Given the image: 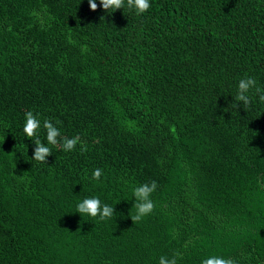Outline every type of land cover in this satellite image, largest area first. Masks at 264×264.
<instances>
[{
    "label": "trees",
    "instance_id": "obj_1",
    "mask_svg": "<svg viewBox=\"0 0 264 264\" xmlns=\"http://www.w3.org/2000/svg\"><path fill=\"white\" fill-rule=\"evenodd\" d=\"M96 3L0 0V264H264V0ZM44 120L75 149L49 145ZM152 181L155 208L133 222ZM89 197L114 216H81Z\"/></svg>",
    "mask_w": 264,
    "mask_h": 264
},
{
    "label": "clouds",
    "instance_id": "obj_2",
    "mask_svg": "<svg viewBox=\"0 0 264 264\" xmlns=\"http://www.w3.org/2000/svg\"><path fill=\"white\" fill-rule=\"evenodd\" d=\"M89 8L91 11H96L98 4L96 0H88ZM100 6L107 11L109 9L116 11L125 7V0H100ZM128 9H134L136 13L143 14L151 8L150 0H127ZM256 86L254 78L248 77L241 79L238 83V93L235 96V100L243 102L245 106H248L251 102V98L248 95L249 91ZM257 93L260 92L259 88H256ZM261 101H264V94L259 96ZM43 128L46 130V140L49 145L61 148L63 151H72L75 149L79 142V136L68 138L62 136L60 130L50 121L44 120ZM41 130V121L37 118L32 111L25 113V123L23 132L27 138H30L35 148L32 158L41 163H47V159L52 155L50 147L45 146L39 138V132ZM83 151V149H82ZM102 170L97 168L92 173V178L99 181L102 176ZM158 185L156 181H152L150 184L145 183L133 189V196L135 197L136 214L131 216L133 222L140 221L143 217L152 213L155 205L151 199V194L157 189ZM238 200L245 201L246 195L240 194ZM76 212L81 216L88 215L90 217H98L101 221L111 219L114 216V207L108 204H102L98 197L84 198L76 205ZM179 253H175L172 258L161 256L159 258V264H177V257ZM201 264H235V261L231 258H224L222 256H209L201 261Z\"/></svg>",
    "mask_w": 264,
    "mask_h": 264
}]
</instances>
